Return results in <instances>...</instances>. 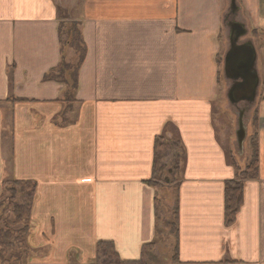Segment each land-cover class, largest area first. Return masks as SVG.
<instances>
[{"label": "crops", "instance_id": "1", "mask_svg": "<svg viewBox=\"0 0 264 264\" xmlns=\"http://www.w3.org/2000/svg\"><path fill=\"white\" fill-rule=\"evenodd\" d=\"M69 21L81 54L63 41ZM234 23L256 52L259 116L235 162L250 163L255 136L259 175L229 222ZM15 181L35 187L30 264L88 259L100 241L127 261L168 242L173 264H264V0H0V198Z\"/></svg>", "mask_w": 264, "mask_h": 264}, {"label": "rangeland", "instance_id": "2", "mask_svg": "<svg viewBox=\"0 0 264 264\" xmlns=\"http://www.w3.org/2000/svg\"><path fill=\"white\" fill-rule=\"evenodd\" d=\"M62 5H66L70 2V0H60ZM67 27V32L66 34H64L65 38H63V41L65 40H70L71 43L76 46V48L78 47L79 53L82 51V45H81V39H80V35L78 34L77 30L74 28L73 23L69 21V24L66 26ZM67 35V36H66ZM81 54V53H80ZM67 67V69H66ZM75 67L71 66V65H67L64 67V69L66 70H70L68 73H66L67 77H71L73 75V78L75 77ZM62 66H60V68L58 69V71H61ZM71 77V81L72 84L75 83L74 79ZM229 99V96L227 95L224 98V103L223 106L224 110L221 111V116H220V122L223 125L224 130L227 131L226 133V137L224 139V142H226V146L228 145L229 148H231L230 150V156L232 157V159L235 160H241L243 156L245 155L243 150H242V155H239V150L240 148H238V144H237V140L235 138L234 135V129L236 127H238V115H239V110L245 105L244 103H240V106H236L235 104L231 103ZM255 103L253 105H251L250 109H248L245 113H244V120L247 123V125H249V123H253V119L255 117L256 114V108H255ZM246 125V126H247ZM248 132V130H247ZM251 132V131H250ZM249 133V132H248ZM227 139L229 140V142L227 141ZM231 139H235V142L233 143V145L231 144L230 147V142ZM248 141L251 139V137H247ZM246 139V140H247ZM245 147V146H244ZM228 149V148H226ZM229 151V149H228ZM244 159V158H243ZM176 164V163H175ZM169 165H173V163H169L164 168L163 174L165 176H167L168 171H167V167H169ZM164 183V182H163ZM164 189H167L168 185L164 184L163 185ZM9 188H8V193H4L5 195H3L0 198V203H1V208L4 209V211H2V214L0 215V230L3 231L5 230L4 228L6 227V225L9 226V224H11L14 221V217L18 214L14 213L16 211L15 209V204H22L24 200V198H26V196H28L29 191H27V193H21L19 194L20 188H15L16 190V197L15 199L12 200V193L9 194ZM24 191H26L27 189H23ZM25 203V202H23ZM25 206L24 204L20 205V207ZM22 209V208H20ZM1 213V211H0ZM15 214V216L13 215ZM20 215H22L21 213H19ZM9 222V224H8ZM12 230L14 231V240L12 242V246L10 247V249L8 250V253L6 254L4 260L2 262H0V264H30V261H32L34 259V255L37 256V254H40V252H32L31 250H29V245H31L27 240H25L23 238V234L22 233V228L24 226H19L17 223H12L11 224ZM168 245V246H167ZM165 247L161 248L159 247L158 249H156V251H153L152 253H149L147 256V262L146 264H173L171 256L173 253V249L171 248V246H169L168 242H165ZM29 253V257L26 256V253ZM97 255V254H96ZM28 257V260L26 259ZM30 257H32V259L30 260ZM175 261V259H173ZM72 264H119L118 261L115 258L112 257H108V256H104L102 255L101 258H97V256L88 258V259H84L83 257H78L75 256L73 258V262Z\"/></svg>", "mask_w": 264, "mask_h": 264}, {"label": "trees", "instance_id": "3", "mask_svg": "<svg viewBox=\"0 0 264 264\" xmlns=\"http://www.w3.org/2000/svg\"><path fill=\"white\" fill-rule=\"evenodd\" d=\"M62 71L64 70V67L67 66L65 63L62 65ZM54 75V73H51ZM50 74V75H51ZM51 77V76H50ZM253 125L254 127L258 128L259 125V116L258 112L256 110L255 117L253 119ZM159 145V144H158ZM252 147H253V156L251 158L250 163L243 169L238 164L232 160V163L234 164L235 168L238 170V176L240 178V181L234 180V181H228L226 183L225 188V208H226V218L229 222L233 221L236 212L240 208L242 202H243V181L247 179H255L259 175V153H258V144L257 139L255 136L252 138ZM33 183L25 182V181H15L14 186L11 188L12 193V200L16 197V190L15 188H24L29 191L27 201L23 203L25 206L20 207V205L15 204L16 211L14 213L18 214L16 219L13 221L14 223L21 224L24 222L27 223L22 229V233L24 236L23 238L27 240L28 234H29V223L31 221V207L32 202L34 198V191L35 187L32 185ZM22 208V209H20ZM21 213L22 215H20ZM12 222V223H13ZM11 223V224H12ZM9 224V222H8ZM11 224L6 225L4 228L5 230H0V262H2L8 253V250L12 246V242L14 240V231L12 230ZM164 227L168 229L172 234H174L177 237V230H178V223L177 219L174 220V222H165ZM154 243H150L149 245H146L148 247H152ZM97 258H101L102 255L115 258L119 264H146L143 260H137V261H127L123 260L119 257L118 253L115 250V247L113 243L107 242V241H100L97 244Z\"/></svg>", "mask_w": 264, "mask_h": 264}, {"label": "water", "instance_id": "4", "mask_svg": "<svg viewBox=\"0 0 264 264\" xmlns=\"http://www.w3.org/2000/svg\"><path fill=\"white\" fill-rule=\"evenodd\" d=\"M236 0H232V5L235 6ZM242 25L234 23L233 35L231 38V51L227 58L226 68L231 69L232 66L238 71L235 77L240 81L235 82V85L230 89L229 99L233 104H238L240 101L239 96H245L244 100L249 104L254 103L256 96V89L258 86V80L256 78V52L252 48L247 50V46L238 44L239 36L242 32ZM244 32V31H243ZM233 69V70H234ZM247 71L252 73V77L248 76ZM249 107H244L239 112V127L236 132L237 143L242 153L244 141L247 136V126L244 122V112Z\"/></svg>", "mask_w": 264, "mask_h": 264}, {"label": "flooded vegetation", "instance_id": "5", "mask_svg": "<svg viewBox=\"0 0 264 264\" xmlns=\"http://www.w3.org/2000/svg\"><path fill=\"white\" fill-rule=\"evenodd\" d=\"M234 68H237L236 65L232 66L231 69L229 70L231 76H234V75L238 74V71L235 70ZM247 73H248L249 77H252V73L250 71L249 72L247 71Z\"/></svg>", "mask_w": 264, "mask_h": 264}]
</instances>
